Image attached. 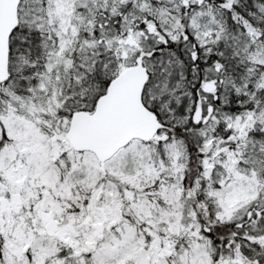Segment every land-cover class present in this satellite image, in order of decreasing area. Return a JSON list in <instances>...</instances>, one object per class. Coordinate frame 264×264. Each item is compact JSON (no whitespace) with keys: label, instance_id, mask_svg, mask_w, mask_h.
I'll list each match as a JSON object with an SVG mask.
<instances>
[{"label":"snow or ice","instance_id":"obj_1","mask_svg":"<svg viewBox=\"0 0 264 264\" xmlns=\"http://www.w3.org/2000/svg\"><path fill=\"white\" fill-rule=\"evenodd\" d=\"M0 264H264V0H0Z\"/></svg>","mask_w":264,"mask_h":264}]
</instances>
